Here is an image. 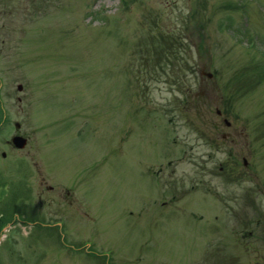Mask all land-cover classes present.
Here are the masks:
<instances>
[{"label": "rangeland", "instance_id": "rangeland-1", "mask_svg": "<svg viewBox=\"0 0 264 264\" xmlns=\"http://www.w3.org/2000/svg\"><path fill=\"white\" fill-rule=\"evenodd\" d=\"M159 35L168 65L145 69ZM245 67L264 70V0H0V210L28 196L42 221L7 228L0 264H264Z\"/></svg>", "mask_w": 264, "mask_h": 264}, {"label": "trees", "instance_id": "trees-1", "mask_svg": "<svg viewBox=\"0 0 264 264\" xmlns=\"http://www.w3.org/2000/svg\"><path fill=\"white\" fill-rule=\"evenodd\" d=\"M125 3L127 4V0H125ZM151 39H152V42L150 43V45L149 44L146 45V53L144 52L142 54L141 58H140V65L141 64H142L141 66L144 65L145 69L147 67H149V65H154V69L158 68V67H160V69L161 68L163 69L164 68L163 67V63H164V66L168 65L167 60H164V58L167 55V53L162 58L165 48H161L160 46L157 47L156 45L158 44V42L160 40L162 42L167 41V44L170 46L168 48L170 49V48H172V41L169 38H167L166 36H164V35L155 36L154 38L152 36ZM154 39H156V40L154 41ZM162 42H160V43H162ZM150 47H151V51H147V49L150 48ZM170 50H166V51L169 52ZM252 76L253 77L250 78V79L240 80V86L238 88H236V89L237 90L241 89V88L242 89L243 88L249 89L250 87L255 86L258 82H260L264 78V70H261V71L258 72L257 75H252Z\"/></svg>", "mask_w": 264, "mask_h": 264}, {"label": "water", "instance_id": "water-1", "mask_svg": "<svg viewBox=\"0 0 264 264\" xmlns=\"http://www.w3.org/2000/svg\"><path fill=\"white\" fill-rule=\"evenodd\" d=\"M14 142L16 143L18 147H24L26 144V139L21 136H16L14 137ZM7 192H8V183L7 182L1 183L0 184V201H2V199L7 194Z\"/></svg>", "mask_w": 264, "mask_h": 264}, {"label": "flooded vegetation", "instance_id": "flooded-vegetation-1", "mask_svg": "<svg viewBox=\"0 0 264 264\" xmlns=\"http://www.w3.org/2000/svg\"><path fill=\"white\" fill-rule=\"evenodd\" d=\"M11 96V95H10ZM18 100H21L20 98L18 99ZM1 214L5 217V216H7L9 213L8 212H1ZM17 216H18V218L21 220V221H24V219H22V218H26V216H25V214H23L22 215V217H21V215H20V211L17 213Z\"/></svg>", "mask_w": 264, "mask_h": 264}]
</instances>
